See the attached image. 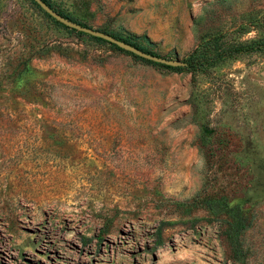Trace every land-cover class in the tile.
Wrapping results in <instances>:
<instances>
[{"label":"rangeland","instance_id":"1","mask_svg":"<svg viewBox=\"0 0 264 264\" xmlns=\"http://www.w3.org/2000/svg\"><path fill=\"white\" fill-rule=\"evenodd\" d=\"M49 1L167 58L264 39V0H160L139 32ZM209 193L250 210L238 254L177 205ZM0 264H264V48L176 71L0 0Z\"/></svg>","mask_w":264,"mask_h":264},{"label":"trees","instance_id":"2","mask_svg":"<svg viewBox=\"0 0 264 264\" xmlns=\"http://www.w3.org/2000/svg\"><path fill=\"white\" fill-rule=\"evenodd\" d=\"M38 7H40L34 0H32ZM46 4H48L50 7H52L54 10H56L52 3L49 0H43ZM41 8V7H40ZM59 12L61 15L76 21L80 24L86 25L78 20H75L74 18L70 17L67 14H64L63 12L56 10ZM45 12V11H44ZM46 13V12H45ZM47 14V13H46ZM50 16L49 14H47ZM51 17V16H50ZM56 23L62 25L65 28H70L61 22L57 21L53 17H51ZM87 26V25H86ZM72 31H75L78 34L81 35H86L88 37L94 38L99 41H104L112 46L128 52L136 57L141 58L142 60L148 61L150 63H153L155 65L162 66L164 68H168L171 70H176V71H190V72H196V71H203L207 67H210L216 63H218L220 60H222L224 57H230V56H238L240 54L252 52V51H259L264 48V39H253V40H248V41H242L239 43L235 44H229L226 45L223 49H218L215 45L216 43H213L212 41H204L201 43H198L188 54L186 57L181 59L184 64L181 66H170V65H165L162 63H157L145 58H142L138 55H135L134 53L124 50L120 47H118L116 44L111 43L107 40H104L102 38L92 36L88 33L78 31L76 29L70 28ZM101 31H104L106 33H109L113 36H115L118 39H121L125 42H128L137 48L150 53V54H156L153 52L148 46L143 45L134 39L127 37V36H121L117 34H112L111 32H108L107 30H104L102 28H97ZM211 43L212 46H211ZM25 69L21 72H27L29 73V69L27 65L24 63ZM19 72L18 74H20ZM178 206H187L188 211L191 209H204L212 219L214 220H219L223 222L224 224V235L232 249V252L235 254H238L241 252V235L242 233L247 230L251 224H252V215L250 213V210L244 206L243 202L241 200L233 201L231 202L227 195L223 193H209V194H203V195H195L189 202L187 203H182L179 202L177 203Z\"/></svg>","mask_w":264,"mask_h":264},{"label":"water","instance_id":"3","mask_svg":"<svg viewBox=\"0 0 264 264\" xmlns=\"http://www.w3.org/2000/svg\"><path fill=\"white\" fill-rule=\"evenodd\" d=\"M34 1L41 7V9L43 11H45L51 17H53L57 21L61 22L62 24L66 25L70 28L88 33L92 36H96V37L102 38L104 40H107L111 43L116 44L118 47H120L124 50L130 51V52L134 53L135 55H138L142 58H145V59L157 62V63H162V64L170 65V66H181L184 64V62L181 59L167 58L164 56L147 53V52L137 48L136 46H134L128 42H125L121 39L116 38L115 36H113L109 33H106L104 31H101V30L96 29V28H92L90 26L80 24L76 21H73V20L61 15L59 12H57L52 7H50L48 4H46L43 0H34Z\"/></svg>","mask_w":264,"mask_h":264},{"label":"crops","instance_id":"4","mask_svg":"<svg viewBox=\"0 0 264 264\" xmlns=\"http://www.w3.org/2000/svg\"><path fill=\"white\" fill-rule=\"evenodd\" d=\"M160 0H113L112 10L109 14L127 18L128 26L136 31H142L145 27V21H149L154 14V5L160 3Z\"/></svg>","mask_w":264,"mask_h":264}]
</instances>
